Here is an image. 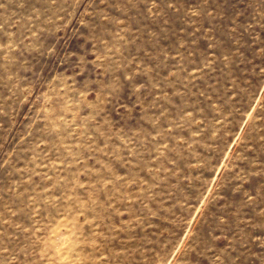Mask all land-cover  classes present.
I'll use <instances>...</instances> for the list:
<instances>
[{"label":"rangeland","instance_id":"374dc122","mask_svg":"<svg viewBox=\"0 0 264 264\" xmlns=\"http://www.w3.org/2000/svg\"><path fill=\"white\" fill-rule=\"evenodd\" d=\"M0 264H264V0H0Z\"/></svg>","mask_w":264,"mask_h":264}]
</instances>
